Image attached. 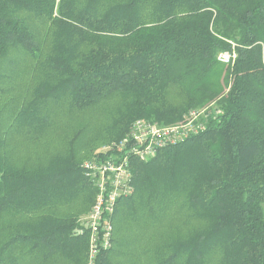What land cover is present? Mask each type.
Listing matches in <instances>:
<instances>
[{
	"label": "trees",
	"instance_id": "obj_1",
	"mask_svg": "<svg viewBox=\"0 0 264 264\" xmlns=\"http://www.w3.org/2000/svg\"><path fill=\"white\" fill-rule=\"evenodd\" d=\"M22 12L41 19L44 38ZM221 53L236 58L222 64ZM19 69L35 87L9 125L0 110V264H86L81 215L97 189L83 161L106 160L98 147L135 120L171 125L212 105L199 135L132 162L97 264H264V0H0V95ZM114 100L107 133L87 148L86 127L39 135L54 103L95 122Z\"/></svg>",
	"mask_w": 264,
	"mask_h": 264
},
{
	"label": "built area",
	"instance_id": "obj_2",
	"mask_svg": "<svg viewBox=\"0 0 264 264\" xmlns=\"http://www.w3.org/2000/svg\"><path fill=\"white\" fill-rule=\"evenodd\" d=\"M235 58L234 53L218 56V60L226 65L234 62ZM211 107L215 108L214 105ZM210 109L191 111L186 120L171 125L138 120L122 140L101 148V152H110L106 160L86 165L97 189L95 203L85 218L89 235L86 264H97L99 255L112 247L113 219L118 202L132 192V161L149 162L161 151L199 135L205 130L202 119L207 117Z\"/></svg>",
	"mask_w": 264,
	"mask_h": 264
},
{
	"label": "rangeland",
	"instance_id": "obj_3",
	"mask_svg": "<svg viewBox=\"0 0 264 264\" xmlns=\"http://www.w3.org/2000/svg\"><path fill=\"white\" fill-rule=\"evenodd\" d=\"M23 17L26 19L29 27L31 29H36L38 31V33H40V37L44 38L45 34L43 32L44 28L41 24V19L38 17H35L34 15L27 13V12H22ZM12 58H14L15 62L17 63H26L27 62H32L29 59L25 58V55L22 51H13L10 52V55ZM8 61L9 59H7L6 63V67L8 66ZM5 88L9 87L11 88L10 92L6 95H0V110H4L6 111V116H5V122L7 123V125H9L11 122H9L8 120V115L14 111L15 109H18L20 107H22V105L30 100V97H32V93L35 87V80H34V75H32L31 71L26 69V70H22L19 69V72L17 73V77H15L14 82L12 83H7L5 86ZM52 102H50L49 104H51ZM51 109V114L52 115V123L53 126H47L45 127L43 130H39V135H44L45 134V139L50 138L51 141L54 140H58L60 137L64 136V135H68V138L70 139L71 137L74 136V134L81 128L86 127V131L84 133V135L82 136V139L80 140V142L82 143V145L84 146V148H87L89 146V143L98 135V130L101 127V129H105L106 133H107V129L105 128L106 125H108V123L115 118V111L114 109L118 106V102L116 100L109 102L106 105H103V107L101 109H98L97 111L94 112V115H97V119L95 122H92L90 119V114L87 113L84 116H80V115H76L75 114H69L65 112V107H60L59 104H52ZM44 107L42 105V111L41 113L44 112ZM214 108V107H211ZM180 111V110H179ZM194 111V110H192ZM191 112V111H190ZM185 113L182 120H180L178 123L184 121L187 119V117L189 116L188 114L190 113ZM139 120V119H138ZM135 120L133 121L132 125L138 121ZM56 123V125L54 126V124ZM93 123L94 126L96 127L95 129H92V127H90V124ZM176 124V123H173ZM89 125V127H88ZM131 125V126H132ZM100 129V130H101ZM20 132V131H17ZM35 133V132H32ZM114 142H118V141H114ZM113 143H104L101 144L98 147V150H101V148L105 145L111 144ZM70 146H67L65 143L60 144L59 146V154H62L63 152L66 154V150L69 149ZM74 149H77V147H75ZM63 151V152H62ZM69 155V153L67 154ZM194 155L193 152H188L186 154V157L183 158L184 161H188L190 160V158ZM89 162H92V160H90L89 158L83 161L84 166H86ZM133 162V161H132ZM185 163V162H183ZM133 164V163H132ZM131 171H133V166L131 168ZM132 180V179H131ZM86 215H81L82 220L85 222L86 221ZM179 219V218H178ZM176 219L167 222L169 225H172V223H176L175 221ZM178 223V220H177ZM129 263V262H128ZM209 264H226V262H222V260H211V262Z\"/></svg>",
	"mask_w": 264,
	"mask_h": 264
}]
</instances>
